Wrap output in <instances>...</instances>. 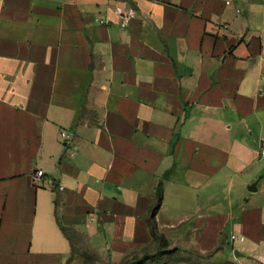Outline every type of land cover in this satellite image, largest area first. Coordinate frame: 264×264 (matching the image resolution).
Returning a JSON list of instances; mask_svg holds the SVG:
<instances>
[{"label": "crops", "instance_id": "obj_1", "mask_svg": "<svg viewBox=\"0 0 264 264\" xmlns=\"http://www.w3.org/2000/svg\"><path fill=\"white\" fill-rule=\"evenodd\" d=\"M225 1L0 0V264L154 245L158 183L169 247L264 264V0Z\"/></svg>", "mask_w": 264, "mask_h": 264}, {"label": "rangeland", "instance_id": "obj_2", "mask_svg": "<svg viewBox=\"0 0 264 264\" xmlns=\"http://www.w3.org/2000/svg\"><path fill=\"white\" fill-rule=\"evenodd\" d=\"M64 232L70 239L72 247L71 259L66 264H223L225 262V259L218 261L213 255L214 252L190 249L170 252L171 247L157 248L155 244L132 252L124 258L111 260L101 236H90L72 228H64ZM225 243L222 246L223 251L230 249L229 243L227 241ZM235 245L239 244L235 243Z\"/></svg>", "mask_w": 264, "mask_h": 264}, {"label": "built area", "instance_id": "obj_3", "mask_svg": "<svg viewBox=\"0 0 264 264\" xmlns=\"http://www.w3.org/2000/svg\"><path fill=\"white\" fill-rule=\"evenodd\" d=\"M230 0H226L225 4L230 5ZM114 14L118 17V25L120 28H126L129 24V22L134 18L135 16V9L132 6H122V5H116L113 8ZM236 12H239L237 9ZM97 22L101 25H107L109 22V19L107 18H100L97 20ZM259 154L260 156L264 157V138H260L259 141ZM43 175L42 170H36L33 174V180L39 181L41 176ZM62 186H59V189H62ZM237 237L235 235L230 236V240L234 241Z\"/></svg>", "mask_w": 264, "mask_h": 264}, {"label": "trees", "instance_id": "obj_4", "mask_svg": "<svg viewBox=\"0 0 264 264\" xmlns=\"http://www.w3.org/2000/svg\"><path fill=\"white\" fill-rule=\"evenodd\" d=\"M162 195H163L162 184L158 183L156 187V191H155V201L149 210V214L147 217V223L149 226L150 234L155 242L156 247L166 249V247L168 246V242L166 238L164 237V235L158 231L156 220H155V213L161 203ZM169 250L170 252H176L179 249L177 247H171L169 248ZM226 264H229V263H226Z\"/></svg>", "mask_w": 264, "mask_h": 264}, {"label": "water", "instance_id": "obj_5", "mask_svg": "<svg viewBox=\"0 0 264 264\" xmlns=\"http://www.w3.org/2000/svg\"><path fill=\"white\" fill-rule=\"evenodd\" d=\"M248 190H249V191H255V190H256L255 184H251L250 186H248ZM233 254H234V256H236V257L242 255V254H241L240 252H238L237 250H234Z\"/></svg>", "mask_w": 264, "mask_h": 264}]
</instances>
